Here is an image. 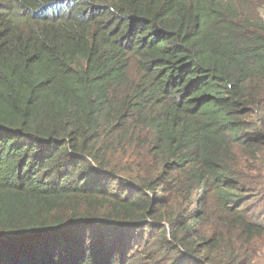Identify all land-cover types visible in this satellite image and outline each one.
<instances>
[{
  "label": "trees",
  "instance_id": "trees-1",
  "mask_svg": "<svg viewBox=\"0 0 264 264\" xmlns=\"http://www.w3.org/2000/svg\"><path fill=\"white\" fill-rule=\"evenodd\" d=\"M263 5L0 0V264H264Z\"/></svg>",
  "mask_w": 264,
  "mask_h": 264
},
{
  "label": "rangeland",
  "instance_id": "rangeland-1",
  "mask_svg": "<svg viewBox=\"0 0 264 264\" xmlns=\"http://www.w3.org/2000/svg\"><path fill=\"white\" fill-rule=\"evenodd\" d=\"M259 12H260V15L264 18V5L262 7L259 8ZM264 169V167H263ZM253 174H256V173H253ZM264 176V171L262 172L261 175H258L257 178H259L260 180H262V177ZM262 203V202H261Z\"/></svg>",
  "mask_w": 264,
  "mask_h": 264
}]
</instances>
